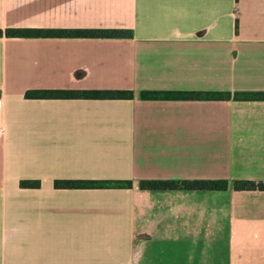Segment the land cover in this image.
Instances as JSON below:
<instances>
[{
    "label": "crops",
    "instance_id": "1",
    "mask_svg": "<svg viewBox=\"0 0 264 264\" xmlns=\"http://www.w3.org/2000/svg\"><path fill=\"white\" fill-rule=\"evenodd\" d=\"M6 27L131 35L0 36V264H264V189L233 186L264 180V100L233 96L264 91V0H0Z\"/></svg>",
    "mask_w": 264,
    "mask_h": 264
},
{
    "label": "trees",
    "instance_id": "2",
    "mask_svg": "<svg viewBox=\"0 0 264 264\" xmlns=\"http://www.w3.org/2000/svg\"><path fill=\"white\" fill-rule=\"evenodd\" d=\"M130 36L128 29L117 28H36V27H6L0 28V36ZM26 97H93V98H125L131 97L132 92L128 89H30L26 90ZM145 98H189V99H226L231 96L229 91H158L146 90L142 92ZM234 98L247 100H264V91H236ZM38 180H21L20 185L38 186ZM85 185H100L96 181H82L72 179H56V187H76ZM142 188H216L221 189L227 186L226 179H194V180H171V179H143L139 182ZM233 186L236 189H264V180H234Z\"/></svg>",
    "mask_w": 264,
    "mask_h": 264
}]
</instances>
